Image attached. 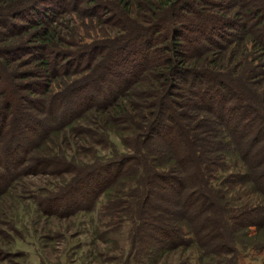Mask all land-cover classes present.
<instances>
[{
  "label": "trees",
  "instance_id": "obj_1",
  "mask_svg": "<svg viewBox=\"0 0 264 264\" xmlns=\"http://www.w3.org/2000/svg\"><path fill=\"white\" fill-rule=\"evenodd\" d=\"M240 32L264 57V0H0V264H30L37 221L82 216L130 224L129 260L264 264V63L212 53ZM231 153L244 171L219 176Z\"/></svg>",
  "mask_w": 264,
  "mask_h": 264
},
{
  "label": "rangeland",
  "instance_id": "obj_2",
  "mask_svg": "<svg viewBox=\"0 0 264 264\" xmlns=\"http://www.w3.org/2000/svg\"><path fill=\"white\" fill-rule=\"evenodd\" d=\"M75 16L72 14L63 16L64 22L69 19L72 26L76 25L77 19ZM65 24H68V22L66 21ZM77 25L78 31L85 37L91 36L94 39H99L105 37L108 33L107 30H101L98 26L89 28L81 27L80 23ZM253 36L240 32L237 42L231 45L224 44L226 48L222 52L221 49H213L212 53H215L213 56L216 57L220 54L216 58L217 60L221 58L220 56H224V64L230 69V72L233 73V70L237 71L236 75L244 73L245 77L248 78L247 75L251 74L250 72L251 70L253 71L255 66L264 63V57L261 56V52L251 42L254 38ZM242 61L243 63L239 65V68L237 65ZM255 61H257L256 64H254ZM190 112L191 115H196V113L204 115L205 113L198 112L196 109ZM113 141L117 142L118 140L113 139ZM244 169V165L231 153L227 158L224 172H219V176L242 172ZM51 180L53 178L47 176L29 177L25 180L24 186L26 190L37 186L44 187ZM229 191L235 194L233 195L238 200V203H256L259 201V196L246 185L229 186ZM26 205V203L22 204L24 214L28 212ZM25 221H27V218ZM44 221H37L35 224L39 234L35 235L36 239H33L35 242L33 246L25 245L23 242L18 244V249L24 250L28 254L27 260L30 264H127V260L130 261V264H199L198 251L194 247L179 248L161 254L157 258L154 256L153 259H155L152 263L147 258L148 255L145 251L136 260L134 258L129 260L132 244L130 238L131 226L128 223L121 231L98 235L93 232L88 216L73 217L62 221L53 219L50 220V223ZM101 231H106V228L102 227ZM42 236L46 238L42 239Z\"/></svg>",
  "mask_w": 264,
  "mask_h": 264
}]
</instances>
